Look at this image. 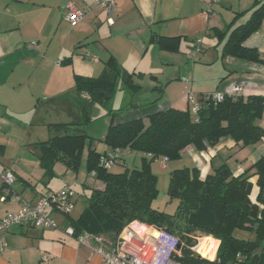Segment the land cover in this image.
Instances as JSON below:
<instances>
[{"label":"crops","instance_id":"crops-1","mask_svg":"<svg viewBox=\"0 0 264 264\" xmlns=\"http://www.w3.org/2000/svg\"><path fill=\"white\" fill-rule=\"evenodd\" d=\"M96 1L0 0V136H6V142L15 134L20 147L38 149L35 143L50 138L43 139L40 136L45 137L49 133L45 129L53 131L49 128L51 123L41 120L39 124L43 129L40 130L33 127L26 130L22 126L27 123V116L38 110L40 97L48 95L53 99L62 97V93L70 89L74 92L76 75L102 78L77 72L73 68L81 62L77 55L83 56V62L91 56L95 67H105L104 77L110 75L108 67L111 66L112 57L120 67L139 76L145 72L131 71L128 67H157L162 63L181 67V62L193 59L190 91L198 100L211 92L234 95L238 88L243 96H264V62H253L223 53V46L232 28L247 21L251 17V9L263 0H116L111 22L108 21L107 11L98 7ZM68 3L87 11L86 16L75 25L64 19ZM199 39L201 51L195 52ZM244 45L257 48L264 59V19ZM71 49V55L68 56ZM193 51L194 58L191 56ZM155 54L160 55V58L154 59ZM67 59L70 60L66 62ZM197 67L204 68V72H198ZM210 68H214L217 74ZM176 75L179 76L164 84L159 82L157 75L152 74L154 82L147 89L144 87V97H136L139 91H129L124 98L130 99L129 104L119 108H131L117 121L146 118L149 114L170 107L188 109L189 91H185L186 86L173 98L164 99L168 87L180 78V71ZM159 86H164V91L160 92L157 89ZM158 98L157 102L152 103ZM71 99L76 104L75 92ZM74 115L77 120L82 117L81 111L74 112ZM95 139V148L98 150V142L102 140ZM104 151L111 149L105 145L100 152ZM188 152L191 154L188 155ZM182 153L193 158L184 165L196 166L202 177L223 164H228L234 175H240L264 154V142L241 147L232 137H223L205 151L188 146ZM138 156L141 159L142 154L138 153ZM161 158H158L159 162ZM123 161L129 167V162H138L137 155H134V151L127 153ZM59 164L56 163L54 167L56 177L46 184L41 167L43 174L37 180L22 162H2V170L11 168L16 175V182H19L15 186L17 194L0 205V218L16 211L23 200H36L65 186L73 188L72 183L75 181L89 191L104 187L93 173L88 174L86 162L83 166L86 175L82 177L84 180L78 174L80 171L74 172ZM252 181V199L256 200L259 192L257 177L254 176ZM49 213L59 228L42 229L28 224L13 227L7 236L8 247L0 252V264H105L100 255L80 245L63 231L69 225L67 215L54 210H49ZM208 237L216 240L214 256L208 258L214 261L220 240L212 235L205 238Z\"/></svg>","mask_w":264,"mask_h":264},{"label":"trees","instance_id":"trees-1","mask_svg":"<svg viewBox=\"0 0 264 264\" xmlns=\"http://www.w3.org/2000/svg\"><path fill=\"white\" fill-rule=\"evenodd\" d=\"M251 10L247 21L232 28L223 53L264 62L257 48L244 45L264 19V0ZM111 60L110 75L106 77L75 76V102L81 119L49 124L55 135L35 143L44 183L56 177L54 167L58 162L68 170L79 172L88 146L87 172L104 184L103 188L91 189L86 206L77 217L67 215L69 225L74 227L76 234L89 231L115 239L124 226L138 220L178 236L182 255L177 259L184 264H264V154L240 175H234L228 164L215 168L205 177L196 166L176 168L171 172L168 186L170 198L178 200L175 212L166 213L152 206L158 195V177L152 170V162L156 159L179 158L188 146L205 151L223 137H232L241 147L264 142V96L224 94V99L218 101L207 93L199 98L197 113L190 107L186 110L170 107L146 118L117 121L131 108L111 106L118 80L122 79L135 93L142 85L134 81L136 73L122 69L114 57ZM157 89L162 92L164 86ZM103 106L108 107L111 121L104 138L99 140L111 151L100 152L95 148L96 139L87 133V125L98 117L93 116L94 109ZM116 149L142 154L141 166L127 168L123 161L127 153L110 157ZM103 157L112 158L114 165L105 167ZM119 164L126 169L113 172L112 167ZM254 176L259 188L256 200L252 199ZM240 231L247 232V236H238ZM196 232L220 240L214 261L200 257L193 250L196 241L192 235Z\"/></svg>","mask_w":264,"mask_h":264},{"label":"built area","instance_id":"built-area-1","mask_svg":"<svg viewBox=\"0 0 264 264\" xmlns=\"http://www.w3.org/2000/svg\"><path fill=\"white\" fill-rule=\"evenodd\" d=\"M115 2L116 0L96 1L98 7L107 11L109 15L108 21L110 22L112 21L110 17L115 9ZM86 14V10L79 8L73 3H68L64 19L75 25ZM200 45L201 40L199 39L196 43L195 52L201 51ZM195 52H192V58H194ZM236 91L237 94L234 95H240V88L236 89ZM208 96L214 100L221 101L225 95L221 92H213ZM187 102L190 104L192 111L197 113L200 108L199 100L191 91L187 94ZM129 152V149H116L109 155L110 157H120ZM110 157L102 158V164L107 168L114 165V161ZM161 159L162 168L167 169L169 158L164 156ZM16 180V175L11 168L0 170V205L17 194L14 188ZM19 197L21 198L20 195ZM75 198L76 191L70 186H65L58 191L42 195L36 200H23V203L16 211L8 212L0 218V252L8 247L7 236L15 226L28 224L42 229L59 228V225L51 217L49 210L69 215L76 206ZM63 231L80 245H84L94 254L100 255L105 264H184L177 259V257L182 255L180 238L171 234L168 230L153 224L138 220L131 221L124 226L115 239L89 231L76 234L74 227L71 225L66 226ZM195 248H193L194 251H196ZM199 254L202 255L201 253Z\"/></svg>","mask_w":264,"mask_h":264},{"label":"rangeland","instance_id":"rangeland-1","mask_svg":"<svg viewBox=\"0 0 264 264\" xmlns=\"http://www.w3.org/2000/svg\"><path fill=\"white\" fill-rule=\"evenodd\" d=\"M72 49L69 53L68 56L71 55ZM67 56V55H64ZM76 56V54H75ZM160 56V55H159ZM158 54H155L153 56L154 59L160 58ZM162 58H164L163 55H161ZM79 60L81 59V62L76 64V67H73L76 69L77 72H80L82 74L90 75V76H99V77H104V70L105 67L99 66L95 67L94 62H92L91 56L83 62V56L77 55ZM177 58V56H174ZM151 57H149L150 59ZM188 61V62H187ZM181 62L182 64L179 66L177 63L176 65L172 64H159L157 67H128L131 71L136 70V72H145L143 76H139L137 74L134 75V81L141 84L143 87L142 89L138 92L139 94H136V97H144V87L147 89L149 85H152V74L157 75L159 78V82H162L164 84L167 83V81L171 78H175L176 72L180 71V78L175 79L173 82V85L166 91L165 97L166 98H173L177 93L180 91V89L183 86H186L185 91H190L191 84L193 83L192 79V73H193V59L187 60ZM70 64V63H69ZM122 68V67H121ZM123 69V68H122ZM204 68L202 67H197L198 72H204ZM213 73L214 68H210ZM217 74V73H216ZM220 76V75H219ZM221 77H219L220 79ZM123 81V80H122ZM118 80V87L116 90V93L114 95V98L111 102V106L113 108H119L121 106H124V104H129L130 99L127 97V99H124L129 91L133 92L132 89L125 87L124 82ZM154 82V81H153ZM63 96L58 98H50L48 95L41 96L38 101H40L38 105V110L35 112H32L27 116V123H24L22 127H25L26 130H29V128H36V129H43L40 126V121L45 120L46 122L50 123H58V122H71L73 120H77V117L74 115L75 113H79V108L78 106L72 102V96L74 94L73 90L70 89L69 91H65L62 93ZM72 102V103H71ZM37 104V102H36ZM123 104V105H122ZM99 113L97 114L98 117L96 119H93L92 121L89 122L87 125V133L91 137H95L97 139H100L101 136H103L106 133V130L110 124L111 121V116L108 114V107H98ZM94 112V111H93ZM96 115V116H97ZM34 121V125H31V122ZM39 127V128H38ZM44 131H48L49 133L45 135V137L40 138H47L48 136L52 137L55 135V131H49L45 129ZM44 133V132H43ZM12 135L9 138V141L6 142L7 137L6 136H0V170H2V162L6 164H19V162H22V164L26 165L28 168V172L32 175L33 178H38L43 174L42 170L39 165V159H38V149L34 148H28V146L25 147H20L18 140L16 137ZM6 142V143H5ZM98 150H103L105 148V143L98 142ZM89 144V139L88 143ZM87 147L84 150L83 157H82V166L80 168V172L78 173L81 177L82 180H84L85 172H84V162L86 159L87 155ZM36 153V154H35ZM191 154L188 152V155ZM134 155H137V160L138 162L135 164L133 162H129V168H135V167H140L142 162L140 159V156H138L137 152H134ZM191 156L184 155L182 153L181 157L179 158H173L171 159L168 164H167V169L163 170L161 167V162L154 161L152 162V170L153 172L157 175L158 177V182H157V188H158V195L156 198L153 199L152 201V206L156 209H159L163 212L166 213H174L177 205H178V200L176 199H171L169 194H168V186H169V180H170V175L171 172L176 169V168H182L185 167L184 164H189L190 161H192ZM63 165V164H59ZM177 166V167H176ZM128 168V167H127ZM126 167L122 166H114L112 167L113 172H120L124 171ZM19 181L15 182V186H17V183ZM74 185L73 189L77 193V203L75 206V209L72 213V216L77 217L85 208L86 203H87V194H89V190H85L83 188V185L81 183H72ZM16 189V188H15ZM28 193L26 194V196ZM60 216V215H59ZM238 236L240 237H245L247 236V232L245 231H240L237 233ZM207 236V234L203 232H196L192 235L193 239L196 241L195 245V250L196 253L202 252L205 250V246L203 243L204 238ZM201 241V243H200ZM218 241V240H217ZM198 243L200 245L198 246ZM218 245V244H217ZM198 246V247H197ZM204 264H209V263H204Z\"/></svg>","mask_w":264,"mask_h":264},{"label":"bare ground","instance_id":"bare-ground-1","mask_svg":"<svg viewBox=\"0 0 264 264\" xmlns=\"http://www.w3.org/2000/svg\"><path fill=\"white\" fill-rule=\"evenodd\" d=\"M203 243H204V245H206L205 246L206 251L204 250L203 253L202 252H199V253H201L203 256L206 254L205 257H207V258H212L214 256V250L216 247V240L212 237H208V238H204Z\"/></svg>","mask_w":264,"mask_h":264},{"label":"water","instance_id":"water-1","mask_svg":"<svg viewBox=\"0 0 264 264\" xmlns=\"http://www.w3.org/2000/svg\"><path fill=\"white\" fill-rule=\"evenodd\" d=\"M98 114V108H95L94 109V112H93V116H96ZM200 257H202V258H206V259H208L207 257H205V256H203V255H199ZM226 264H232L231 262H228V263H226Z\"/></svg>","mask_w":264,"mask_h":264}]
</instances>
